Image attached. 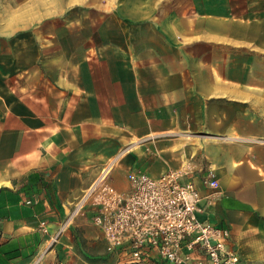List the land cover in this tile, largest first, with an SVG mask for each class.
Listing matches in <instances>:
<instances>
[{
	"label": "crops",
	"instance_id": "obj_1",
	"mask_svg": "<svg viewBox=\"0 0 264 264\" xmlns=\"http://www.w3.org/2000/svg\"><path fill=\"white\" fill-rule=\"evenodd\" d=\"M125 1V31L99 36L93 52L71 51L49 20L0 51V264H29L44 229L56 232L103 169L95 158L112 156L108 141L134 134L106 172L120 159L151 176L184 162L213 168L220 193L201 217L230 228L240 264H264L262 0ZM119 175L111 183L127 192ZM92 213L80 212L89 224ZM74 216L68 233L96 248L99 228L77 231Z\"/></svg>",
	"mask_w": 264,
	"mask_h": 264
},
{
	"label": "built area",
	"instance_id": "obj_2",
	"mask_svg": "<svg viewBox=\"0 0 264 264\" xmlns=\"http://www.w3.org/2000/svg\"><path fill=\"white\" fill-rule=\"evenodd\" d=\"M127 179L129 190L121 192L99 173L70 213L92 209L105 251L119 264L241 263L230 228L201 217L220 193L213 168L184 162L158 176L129 168Z\"/></svg>",
	"mask_w": 264,
	"mask_h": 264
},
{
	"label": "rangeland",
	"instance_id": "obj_3",
	"mask_svg": "<svg viewBox=\"0 0 264 264\" xmlns=\"http://www.w3.org/2000/svg\"><path fill=\"white\" fill-rule=\"evenodd\" d=\"M248 1L215 0L214 2L232 4L238 9ZM129 2H132V0H129ZM145 2L149 4L150 0H145ZM156 2H160L162 5H177L180 3V5L184 6L185 3L189 2L198 4L206 1L155 0ZM124 3L128 2L125 0H0V51L7 49L13 52L16 51L14 50V41H17L22 36H28L32 27L41 25L42 20L53 21L55 23V31L57 32H65V35L68 32L69 38L66 40L71 44V51L78 52L79 49L81 51L84 45L91 44L93 40L97 41V38L101 35L108 36L110 31H117L118 34H121V31H125L126 18L116 11V6L122 8ZM260 4L264 5V0ZM126 14L132 13H129V11L123 13V15ZM61 21H64L65 24L67 23L69 27L62 29L59 26ZM19 25L23 27L19 28ZM7 40H9L8 43H6ZM17 47L19 50L20 45L17 44ZM90 51L93 52L92 44ZM121 137V139L111 141V143L108 141L106 145L110 153L112 152V156L101 155L95 158L102 162L101 167L107 165L108 161L116 157L124 148L131 144L132 140H136L135 142L137 143L140 142L135 134L134 136L130 135V137ZM120 163L121 159L117 161L108 174L110 182L118 179L120 177L119 174H121L122 177L124 176V182L127 183V170L122 165L120 166ZM86 208L85 206L83 209ZM71 212L72 208L68 211L69 215L67 218L62 216L55 221L56 225L54 228L56 232L51 233L49 229L44 232L47 235L39 246L37 253L28 261L29 264H119V258L115 254L105 251L104 241L96 240L97 247L92 248L86 242V240L91 241L93 245L92 238L80 236L79 238L82 237V240L78 241V238H76L78 236L73 237L72 234L68 233L69 226L66 225L69 222L68 219ZM80 212L81 210L74 216L69 225H76L73 226L75 230L88 232L90 235H93V230H95L96 226L93 223L89 224L83 219L85 214L88 215V213L81 215ZM249 227L251 235L247 238L252 239L254 229L252 225Z\"/></svg>",
	"mask_w": 264,
	"mask_h": 264
},
{
	"label": "bare ground",
	"instance_id": "obj_4",
	"mask_svg": "<svg viewBox=\"0 0 264 264\" xmlns=\"http://www.w3.org/2000/svg\"><path fill=\"white\" fill-rule=\"evenodd\" d=\"M108 166V165H107ZM107 166H105V167H103V169L101 170V172L100 173H102V174H104V175H108V173L106 172V168H107ZM109 167V166H108ZM110 169V168H109ZM107 171H109L108 169H107Z\"/></svg>",
	"mask_w": 264,
	"mask_h": 264
}]
</instances>
